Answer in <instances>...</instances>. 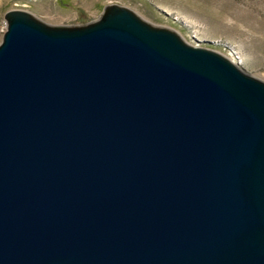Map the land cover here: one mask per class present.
I'll return each mask as SVG.
<instances>
[{
    "label": "water",
    "instance_id": "1",
    "mask_svg": "<svg viewBox=\"0 0 264 264\" xmlns=\"http://www.w3.org/2000/svg\"><path fill=\"white\" fill-rule=\"evenodd\" d=\"M4 18L0 264H264L263 81L120 5Z\"/></svg>",
    "mask_w": 264,
    "mask_h": 264
},
{
    "label": "rangeland",
    "instance_id": "2",
    "mask_svg": "<svg viewBox=\"0 0 264 264\" xmlns=\"http://www.w3.org/2000/svg\"><path fill=\"white\" fill-rule=\"evenodd\" d=\"M110 4L176 31L192 46L215 50L264 82V0H0V43L9 11L29 12L53 26H84Z\"/></svg>",
    "mask_w": 264,
    "mask_h": 264
}]
</instances>
